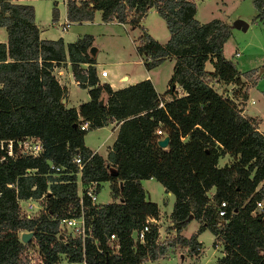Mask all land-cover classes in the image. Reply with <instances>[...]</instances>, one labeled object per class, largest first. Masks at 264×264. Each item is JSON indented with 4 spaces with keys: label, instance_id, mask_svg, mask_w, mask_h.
<instances>
[{
    "label": "trees",
    "instance_id": "trees-1",
    "mask_svg": "<svg viewBox=\"0 0 264 264\" xmlns=\"http://www.w3.org/2000/svg\"><path fill=\"white\" fill-rule=\"evenodd\" d=\"M251 3L253 20L264 29V0ZM149 8L167 27L163 44L140 27ZM94 11L102 22L140 29L134 51L146 70L174 60L164 92L170 98L157 94L148 79L118 89L100 82L88 53L90 34L66 44L61 38L40 39L31 5L0 0V27L6 32V42H0V140L31 136L42 145L36 157L0 161V264H27L26 247L38 251L41 264H57L60 255L75 264H141L163 257L176 244L193 256L203 230L221 245L215 264H264V216L251 214L264 198V136L256 118L242 115L232 98L210 84L242 87L245 82L222 52L230 26L219 19L199 23L193 0H65L69 22L89 21ZM51 16L56 17L54 6ZM66 61L78 86L87 88L88 100L76 108L61 103L67 91L52 74L53 66ZM251 74L243 76L252 81ZM241 96L245 99V92ZM113 121L118 129L103 158L85 147L83 137ZM164 136L167 145L159 147ZM225 155L230 162L219 166L218 158ZM75 156L82 163L80 183L107 182L110 202L91 203L82 196L79 203L75 174H66L76 172ZM49 162L64 167L63 172L51 173ZM148 178L173 195L168 225L173 236L159 241L156 225L149 224L143 242H137L133 231L146 217L158 216L140 184ZM26 199H43V212L24 217L18 202ZM81 213L88 229L82 240L58 224L60 218ZM191 220L198 227L183 237L180 232ZM20 231H32L31 241L21 243Z\"/></svg>",
    "mask_w": 264,
    "mask_h": 264
},
{
    "label": "rangeland",
    "instance_id": "rangeland-1",
    "mask_svg": "<svg viewBox=\"0 0 264 264\" xmlns=\"http://www.w3.org/2000/svg\"><path fill=\"white\" fill-rule=\"evenodd\" d=\"M51 1L53 0H30V2L35 4L36 16L34 13V19L40 28L45 31L43 35L46 37H54L57 34H61L64 40L73 41L83 34H90L92 36V48L95 49L94 59L96 68L98 71L103 69L107 74L106 77L101 78L102 82H111L119 86L124 84L128 85L134 80L142 79L143 75L146 74V70L139 62L138 56L134 51L133 42L140 32L138 27L130 28L129 25H120L115 21L102 22L99 18V12L94 11L91 20L80 23L69 22L68 28L65 31H61L59 28L56 29L51 26V21L46 22L47 17L50 16ZM56 1L58 21L60 18H63L64 6L62 0ZM194 3L196 7L195 19L198 22L206 23L212 19H219L224 20L230 26V36L224 43L222 52L224 57L229 59L235 65L236 69L240 71L241 76L249 82H247L249 87L248 101L252 99L253 104L247 105L245 114L257 117L258 127L264 132V29L261 22L253 20L256 10L251 0H194ZM235 20L245 22L247 24L246 29L234 28L232 24ZM140 27L146 30L159 43L164 42L169 36L164 21L153 8L147 11L141 20ZM5 34L4 29L0 28V42H2L1 40H5ZM236 52L237 54H235ZM173 64L174 60L172 58L166 59L151 73L156 83L157 91L160 94H163L165 85L168 84ZM245 72L252 73V81L243 76ZM60 82L63 83V80H60ZM216 83L210 81L211 86L221 93V95L232 99L236 96V99L239 100L238 102L243 100L241 94L246 91V82L243 83L242 87L232 84H226L224 86L218 82ZM66 89L67 107L75 106L88 99L86 89L84 88L71 83L66 85ZM234 90H237V95H234ZM237 97H241V99ZM108 131L109 128L106 127L87 131L83 139L85 145L90 148H95L103 142ZM103 150L104 146L102 145L101 153H103ZM229 162L230 157L227 155L218 158L219 166ZM140 184L146 191V198L157 204L161 218H163L162 226L165 227L167 224L165 222V220L167 221L166 215L170 211L171 204L174 200L173 195L165 193L161 185L154 179L140 180ZM208 194H211L210 191ZM111 200L108 183H100L96 193V203L105 204ZM24 206L25 203H21L19 208ZM42 212L43 199H40L35 201L30 216H37ZM196 227V222L191 220L182 229L181 234L189 236L195 232ZM69 234L65 233L66 236L71 235ZM167 234L169 236L171 235L169 232ZM165 238L169 237L166 236ZM196 238L201 243L202 250L205 251L206 263L214 264L215 258L220 256V249L219 247L214 248L211 246L213 235L208 230H203ZM24 250H30L26 252H29L33 256L32 258L35 262L38 260V254L35 250L32 252L30 247H26ZM181 253H184L183 249L177 248L172 251L171 255H173L174 259H177ZM57 264H69V262L64 257H60Z\"/></svg>",
    "mask_w": 264,
    "mask_h": 264
},
{
    "label": "crops",
    "instance_id": "crops-1",
    "mask_svg": "<svg viewBox=\"0 0 264 264\" xmlns=\"http://www.w3.org/2000/svg\"><path fill=\"white\" fill-rule=\"evenodd\" d=\"M13 2L14 3H18V4H29V5H31L32 6V9H33V13H35V16H36V7H35V4L34 3H32V2H30V0H13ZM193 2H194V0H193ZM62 4H63V6H64V14H63V18H60L58 21H57V18H58V8L56 7L57 6V1L56 0H53V1H51V9L53 8V6H54V8H55V10H56V17H55V19L53 20L52 19V16H51V10H50V20H49V17H47V19H46V22H48V21H51V26H53V27H55L56 29H60L61 31H65L66 29H64V30H62V23H64L65 21H67V22H69L67 19H66V13H65V2L62 0ZM195 4V3H194ZM152 8H149L148 9V11L149 10H151ZM154 9V8H153ZM99 12V11H98ZM156 12V11H155ZM196 13V12H195ZM255 15V14H254ZM195 16V15H194ZM99 18H100V12H99ZM143 19V18H142ZM141 19V20H142ZM56 21V22H55ZM224 21V20H223ZM82 22V21H81ZM114 22V21H113ZM225 22V21H224ZM34 23H35V25L37 26V28H38V36H39V38L40 39H47V40H55V39H57V38H61L62 39V41L66 44V43H70V42H73V41H75V40H73V41H66V40H64L63 39V37H61V34H57L56 36H54V37H46L45 35H43V33H45V31L42 29V28H40V26L38 25V23L36 22V20L34 19ZM78 23H80V22H78ZM117 23V22H116ZM140 23H141V21H140ZM200 23V22H199ZM117 24H119V23H117ZM120 25H126V24H120ZM0 28H3V27H0ZM4 29V28H3ZM5 31V30H4ZM6 33V32H5ZM139 35V34H138ZM59 36V37H58ZM5 37H6V34H5ZM168 39V38H167ZM166 39V40H167ZM166 40L164 41V42H162L161 44H163V43H165L166 42ZM3 43H5L6 42V38H5V40H1ZM235 54H237V52L235 53ZM137 55V54H136ZM138 56V59H139V62L142 64V57H140L139 55H137ZM159 65V64H158ZM157 65V66H158ZM143 66V65H142ZM156 66V67H157ZM87 67V65L86 64H83L82 65V68H86ZM94 67H95V70H96V74H97V78L99 79V81L100 82H102L101 81V78H104V77H106L107 76V74L105 75V76H100V74H99V71L100 70H103V69H100L99 71L97 70V68H96V65H95V63H94ZM156 67H154V68H152V70L150 69V70H146L145 68V70H146V74L145 75H143V77H142V79H140V80H134V81H132V82H130V84H128V85H131V84H134V83H136V82H138V81H141V80H144V79H148L150 82H151V84H152V86H153V88H154V90H155V92L157 93V94H159V95H162V98L164 99V100H169V98H170V96L168 95V94H165L164 95V92L167 90V88H168V86H167V84L165 85V90H164V92H163V94H160V93H158V91H157V87H156V83H155V81L153 80V77H152V72H153V70L156 68ZM205 69L207 70V71H211L212 69H211V66H210V64L209 63H206L205 64ZM239 73H240V71H238ZM64 73V74H63ZM149 73H150V75H149ZM52 74L55 76V78H56V80L58 81V83L61 85V86H64L65 88H66V85L68 84H74V85H77L78 86V84H77V82L74 80V78H73V75H72V72H71V69H70V65H69V63L66 61L65 63H63V64H61V65H55V66H53V69H52ZM259 74V73H258ZM62 75V76H61ZM59 77V78H58ZM240 78H241V80L242 81H245L246 82V91H245V94H246V97H245V99H243V100H240L241 102H238L239 100H237L236 99V96L233 98V100H234V102H236V103H244L243 104V106H242V104H238L237 105V107L240 109V112H241V114L242 115H244V116H246V117H254V118H256L257 119V117H255V116H249V115H246L245 114V110L247 109V105L248 104H253V103H250V101L252 100V99H250L249 101H248V96H249V87H248V81H246L241 75H240ZM60 80H63V83H61L60 82ZM248 82V83H247ZM105 83H108L109 84V86L111 87V88H113V89H118V88H123V87H126V86H128L127 84H124V85H119V86H116V85H114L113 83H111V82H105ZM215 84H217L216 82H215ZM230 84H232V83H230ZM229 84V85H230ZM221 85H226V84H221ZM228 85V84H227ZM232 85H235V84H232ZM84 89H86L87 90V88H84ZM175 89H176V91L178 92V93H180V90L178 89V87L175 85ZM245 89V88H244ZM66 91H67V89H66ZM243 91V90H242ZM66 95H67V93H66ZM235 95V94H234ZM87 97H88V95H87ZM237 98H239V99H241V97H237ZM88 100V99H87ZM87 100H85V101H87ZM66 101H67V97L65 98V103H64V105H65V107H67L66 106ZM85 101H83V102H85ZM253 101V100H252ZM81 103V102H80ZM79 104V103H78ZM77 104V105H78ZM77 105H73V106H71V107H73V108H76L77 107ZM258 119H257V130L264 136V132L258 127ZM104 127H106V128H109V131L106 133V135H105V137H104V139H103V142L102 143H100L99 145H97L95 148H90V147H88L87 145H85V143H84V140H83V143H84V145H85V147H87L88 149H90L92 152H96L97 154H99L100 156H102L103 158H105V156H106V154H107V151H108V148H109V146L111 145V143L113 142V140H114V138H115V136H116V132H117V129H118V123L116 122V121H113V122H111V123H108L107 125H105V126H102V127H98V128H104ZM95 129H97V128H95ZM83 139H84V137H83ZM102 145L104 146V150H103V153H101V149H102ZM148 179H152V178H148ZM100 183H102V182H100ZM100 183H98V189H99V186H100ZM162 187V186H161ZM162 189H163V187H162ZM145 190V189H144ZM164 191V190H163ZM212 190H210V193H212L211 192ZM146 192V191H145ZM165 192V191H164ZM165 193H169V192H165ZM171 194V193H170ZM26 200H30V199H26ZM26 200H20L18 203L19 204H21V203H25V201ZM32 200V199H31ZM174 201V200H173ZM153 202V201H152ZM155 203V202H154ZM156 204V203H155ZM172 204H173V202H172ZM172 204H171V208H172ZM156 206H157V204H156ZM171 208H170V211H171ZM157 209H158V216H157V224H156V228H157V234H158V240L159 241H162L166 236L167 237H169V234H167L168 232L169 233H171V235L170 236H173V232L171 231V229L169 228V221H170V216H169V214H170V211L167 213V221L165 220V222H167V224H166V226L164 227V226H162V219L163 218H161V214H160V210H159V208H158V206H157ZM189 223V222H188ZM187 223V224H188ZM186 224V225H187ZM197 224V223H196ZM197 227H198V224H197ZM197 227H196V229H197ZM182 231V230H181ZM196 231V230H195ZM164 236H163V235ZM180 234H181V232H180ZM199 234V233H198ZM197 234V235H198ZM182 235V234H181ZM191 235V234H190ZM189 235V236H190ZM183 237H189V236H184V235H182ZM197 237V236H196ZM196 240H197V238H196ZM213 241H214V236H213V240H212V242H211V246L212 247H219V249H220V256L222 255V253H221V245L219 244V243H215V244H213ZM200 243V242H199ZM177 248H179V249H183V251H184V253L182 254H179L178 255V258L177 259H174L173 258V255H171V253H172V251L174 250V249H177ZM204 250H202V245H201V243H200V247H199V249H198V253L197 254H195V255H193V256H190L188 253H187V248L186 247H184V246H180V245H174V246H171V247H168V249L166 250V252H165V254H164V256L163 257H160V258H157V259H144L143 261H142V263L141 264H207L206 263V261H207V258H206V256L204 255ZM220 256H218V257H220ZM59 257H64V256H62V255H60ZM218 257H216L215 258V261H216V259L218 258ZM201 261H203V262H201ZM215 261H214V264H215ZM58 263V262H57ZM69 264H75V263H70L69 262Z\"/></svg>",
    "mask_w": 264,
    "mask_h": 264
},
{
    "label": "built area",
    "instance_id": "built-area-1",
    "mask_svg": "<svg viewBox=\"0 0 264 264\" xmlns=\"http://www.w3.org/2000/svg\"><path fill=\"white\" fill-rule=\"evenodd\" d=\"M65 2V0H63ZM69 26V22L65 21L62 23V30L67 29ZM100 76H105L106 72L104 70L99 71ZM250 103H253L251 100ZM163 102L159 101L158 106H162ZM80 129L84 130L86 129V123H82L80 125ZM156 133H160L159 130L156 131ZM0 151H2L4 154L2 157H0V161L4 159L5 156L7 157H15L16 155H27L31 157L38 156L42 151V145L40 141L31 136H27L21 139L13 140V139H7V140H0ZM72 162L76 165V172L67 171L66 174H75L76 177V184H77V195L79 198V203H81L82 196H85L89 199L91 203H96V193L98 191V182L91 181L89 183H86L85 185H82L79 180V173L82 166V163L78 156L73 157ZM48 170L53 173H62L64 170V167L55 165L52 163H48ZM35 201L33 200H26L25 206L20 208L21 214L28 218L30 217L31 209L34 206ZM20 206V204H19ZM225 204L224 202H220L218 206V215L222 216L224 213ZM252 215L255 214H261L264 216V198L256 201L254 209L251 211ZM59 226H63L68 229L70 234L78 236L81 240L86 235V229L84 223V218L82 213L77 217H64L58 219ZM149 224H157V219L146 217L144 219L143 224L136 230L133 231V239L137 242H143L145 234L149 230ZM88 230V229H87ZM21 231L18 233V237L20 235ZM110 240H114V236L111 234L109 236ZM20 240V239H19ZM22 243V242H21ZM115 248L116 245L114 246ZM30 251V250H26ZM23 250L22 254L23 257L27 260V264H41L39 253L37 250L36 253L38 254V260L35 262V260L32 258L33 256L29 254V252H26ZM31 251L33 252V249L31 248Z\"/></svg>",
    "mask_w": 264,
    "mask_h": 264
},
{
    "label": "water",
    "instance_id": "water-1",
    "mask_svg": "<svg viewBox=\"0 0 264 264\" xmlns=\"http://www.w3.org/2000/svg\"><path fill=\"white\" fill-rule=\"evenodd\" d=\"M232 26L234 28H237V29H242V30H245L246 27H247V24L245 22H243L242 20H235L232 24ZM88 53L91 57L94 58V55H95V49L92 48V45L90 46L89 50H88ZM103 98H100L99 99V104L102 105L103 104ZM61 103H65V99L63 98L61 100ZM167 141H168V138L166 136L162 137L160 140H158L157 142V145L159 147H165L167 145ZM33 236V232L32 231H24V232H21L20 235H19V239L22 243H27L30 241V239L32 238Z\"/></svg>",
    "mask_w": 264,
    "mask_h": 264
}]
</instances>
